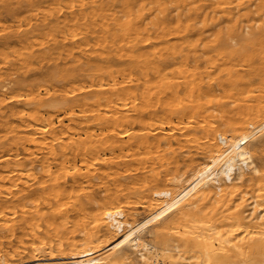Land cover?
<instances>
[{
  "label": "bare ground",
  "instance_id": "obj_1",
  "mask_svg": "<svg viewBox=\"0 0 264 264\" xmlns=\"http://www.w3.org/2000/svg\"><path fill=\"white\" fill-rule=\"evenodd\" d=\"M61 2L0 0V264H264V0Z\"/></svg>",
  "mask_w": 264,
  "mask_h": 264
},
{
  "label": "rangeland",
  "instance_id": "obj_2",
  "mask_svg": "<svg viewBox=\"0 0 264 264\" xmlns=\"http://www.w3.org/2000/svg\"><path fill=\"white\" fill-rule=\"evenodd\" d=\"M59 1H62L61 3L64 2V0H59ZM2 21H4L3 24H4V29L6 28L5 31L8 30L9 29L8 26L13 23L12 22V18L6 16L5 14H3ZM1 28L3 29V26ZM49 46L50 45L45 44V48H44L45 50L42 49L45 59L43 58V60H41L40 64H39L38 60L33 62V64H32L33 67H31L25 73L27 77H30V76H33V75H39V74L43 73L46 70V67L49 66L53 61H57L60 65L63 64V62L60 61V60L62 58H65V52L62 49L61 50H57V51L55 49H50ZM19 48L20 47L15 46V49H19ZM34 63H36L37 65H35ZM258 65H259V63H258ZM229 99L230 98H228V100L226 102L229 103V105H234L235 104L234 101L232 99H230V100ZM232 111L236 112V109L235 110L232 109ZM262 152H263L262 154L264 155V151H262Z\"/></svg>",
  "mask_w": 264,
  "mask_h": 264
}]
</instances>
